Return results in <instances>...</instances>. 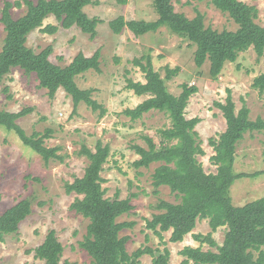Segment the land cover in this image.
<instances>
[{
    "label": "rangeland",
    "instance_id": "1",
    "mask_svg": "<svg viewBox=\"0 0 264 264\" xmlns=\"http://www.w3.org/2000/svg\"><path fill=\"white\" fill-rule=\"evenodd\" d=\"M17 1L0 0V52L6 37L1 22L2 10L6 2L15 5ZM92 1L84 11L89 17L103 21L97 27L96 37L92 38L76 26L64 29L53 16H49L42 29L53 25L58 30L47 34L39 28L28 35L26 46L36 53L51 46L50 60L61 67L69 65L79 53L91 57L100 52L101 72L89 70L77 76L76 82L82 90H93L91 98L106 109L105 115L101 116L100 109H93L86 103H81L75 110L72 97L62 88L50 98L48 90L39 86L37 76L27 75L20 68L12 69L0 81V111L19 113L30 110L17 120V124L28 136L52 130L45 146L60 147L58 153L64 156L63 161L46 163L24 146L15 132L0 127V215L23 199L32 201V213L20 224L18 232L0 240V264H44L35 258L32 250L44 242L51 230L56 231L64 248L62 262L90 263L88 254L79 247L87 233L89 220L71 209L77 195L68 194L65 185L84 175L89 158L81 151L83 147L94 151L98 142L110 147V156L101 174L106 197L113 198L118 194L120 199H126L132 194L137 195L132 198L133 211L119 219L134 223L132 228L121 233V236L129 237L126 246L130 254L142 246L160 250L165 247L170 251L169 264H182L185 258L180 252L187 246L201 245L193 234L212 232L208 220H200L193 233L182 242L172 243L171 233H164L163 246L146 227L147 220L159 213L156 209L159 200L170 203L179 200L169 187H160L158 195L153 193L152 175L157 164L141 169L133 166L139 159L133 147L148 148L147 136L159 145V130L171 125L167 114L155 110L136 120L125 114L127 109H135L148 99V96H138L127 88V79L146 82L144 73L134 64L135 59L151 56L154 69L162 78L166 77L167 67L179 68L178 75L166 80L169 92L175 96L182 93L184 84L197 88V93L188 101L185 115L187 119H201L195 131L205 153L198 156V161L207 173L217 171L211 162L214 148L210 139L218 138L226 131L227 122L217 104L226 103L228 91L238 111L245 103L251 120L264 119V92L252 87L254 79L264 73V56L258 58L253 50L241 53L236 62L226 63L221 74L214 78L210 74V60L198 68L194 62L196 46L168 26L139 37L128 28L121 34L112 31L110 22L120 16L126 21H157L159 17L152 0H127L125 5L119 0ZM171 1L175 10L189 19L195 18L198 12L203 14L206 27L217 31L237 30L230 16L217 9L210 0ZM241 1L257 9L256 22L264 27V0ZM26 11L24 4L22 7L15 5L10 12L16 19ZM234 171L251 175L237 179L231 186L230 197L234 206H244L264 197V131L247 133L238 144ZM213 238L221 245L225 229L214 232ZM201 246L204 251H216L207 243ZM140 264H152V257L143 256Z\"/></svg>",
    "mask_w": 264,
    "mask_h": 264
},
{
    "label": "trees",
    "instance_id": "2",
    "mask_svg": "<svg viewBox=\"0 0 264 264\" xmlns=\"http://www.w3.org/2000/svg\"><path fill=\"white\" fill-rule=\"evenodd\" d=\"M223 13H227L236 23L235 31H217L205 26L204 15L200 12L189 19L184 13H178L171 0H152L158 20L126 21L123 16L110 22L115 34H121L128 28L136 37L147 33H156L163 26H168L174 33L186 38L196 46L194 62L201 68L207 59L210 60V74L217 78L226 63H234L241 53L253 50L258 58L264 56V27L256 22L257 9L241 0H210ZM126 4L127 0H119ZM92 0H18L17 7L27 6L26 13L13 18L11 9L15 6L6 2L2 10L1 22L6 37L0 52V81L12 69L20 68L27 75L35 74L41 88L48 90L50 98H54L59 89H64L72 97L74 109L86 103L93 109H100L101 116L106 109L93 101V90H82L78 87L77 76L89 70L101 72L99 55L91 57L79 53L73 61L61 67L50 60L53 53L51 46L36 53L26 46L27 37L37 29L47 34H54L57 26L48 25L43 28L44 21L53 16L64 29L74 26L83 33L97 36V27L103 21L98 17H89L84 9ZM145 61V62H143ZM134 64L144 73L145 83L127 79V88L138 96H148L135 109H127L125 114L132 120L141 118L153 110L167 114L171 125L159 130L160 143L147 136L148 148L134 146L139 155L133 166L136 169L150 168L157 164L152 175L154 194H159L160 187H169L179 202L170 203L159 200L151 220H147V229L151 230L164 246V233L170 232V242L179 243L193 233L198 221L208 220L212 230L207 235L193 234L201 245L209 244L216 251H204L200 247H185L180 253L185 258L182 264H264V197L234 206L230 197V188L237 179L250 177L249 174H236L235 163L238 144L247 133L264 131V119H250V111L244 103L238 111L228 91L226 103H218L227 122L226 131L211 138L214 148L211 162L217 167L216 173H207L198 161L204 155L200 138L195 131L201 119H187L185 110L189 99L197 93L196 87L187 84L182 86L179 96L171 94L166 80L178 75L180 69L166 68V77L162 78L155 71L151 56L135 59ZM253 89L264 92V73L254 79ZM28 111L9 113L0 111V127L15 132L22 144L41 156L46 163L51 160L63 161L60 147L45 146L46 139L52 136V130L44 134L34 133L28 136L17 124V120ZM81 153L89 158V164L81 178L65 185L68 194L77 197L71 209L89 220L87 233L79 243V247L90 257L89 264H140L145 256L152 257V264H169V249H153L142 246L133 253L127 251L129 237L121 233L134 226L133 222H121L119 219L130 214L134 206L132 194L120 199L118 194L113 198L106 197L102 186V172L110 156V147L98 142L95 150L83 147ZM255 176V175H254ZM253 176V177H254ZM32 213L31 199H23L0 215V240L5 236L18 232L20 224ZM220 228L225 229V238L221 245L213 238V233ZM36 259L44 264H69L62 262L64 248L58 240L55 230H51L44 242L32 250Z\"/></svg>",
    "mask_w": 264,
    "mask_h": 264
}]
</instances>
